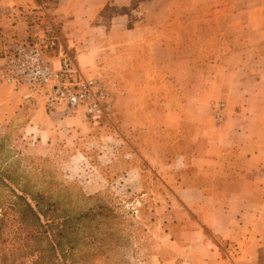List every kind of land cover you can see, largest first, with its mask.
Wrapping results in <instances>:
<instances>
[{
	"label": "crops",
	"instance_id": "1",
	"mask_svg": "<svg viewBox=\"0 0 264 264\" xmlns=\"http://www.w3.org/2000/svg\"><path fill=\"white\" fill-rule=\"evenodd\" d=\"M23 8L84 73L115 84L119 155L136 161L126 172L170 195L145 264H264V0L3 1L0 124L73 130L79 116L1 80L8 50L40 29ZM212 101L226 103L220 123Z\"/></svg>",
	"mask_w": 264,
	"mask_h": 264
},
{
	"label": "rangeland",
	"instance_id": "2",
	"mask_svg": "<svg viewBox=\"0 0 264 264\" xmlns=\"http://www.w3.org/2000/svg\"><path fill=\"white\" fill-rule=\"evenodd\" d=\"M3 1L0 0V5ZM19 12L30 26L40 28L31 41L42 43L47 58L59 57L64 49L58 40L49 39L50 32H43L45 27L52 26L49 20L33 17V11L24 8ZM2 18L7 21L12 16L0 11V24ZM0 38H3L2 27ZM18 41L13 47L27 40ZM115 89L114 84L111 90L118 97ZM116 99L115 109H118L120 97ZM66 112L71 118L79 116V125L73 130L71 127L28 126L24 116L1 123L0 172L17 183L10 182L15 188L43 193L51 202L62 208L72 207L76 213H94L100 211V207L110 210L109 230L114 235L108 237L109 247L94 264H145L147 246L157 237L159 229L157 207L170 199L169 193L157 176L144 174L141 177L135 172H126L135 155L131 151L129 158L119 155L124 144L117 135V124L112 122L116 110L99 124L89 122L82 114ZM3 191L8 199V189Z\"/></svg>",
	"mask_w": 264,
	"mask_h": 264
},
{
	"label": "trees",
	"instance_id": "3",
	"mask_svg": "<svg viewBox=\"0 0 264 264\" xmlns=\"http://www.w3.org/2000/svg\"><path fill=\"white\" fill-rule=\"evenodd\" d=\"M11 180L0 172V264H94L102 259L114 235L110 210L76 213L43 193L15 188ZM101 232L105 235H95Z\"/></svg>",
	"mask_w": 264,
	"mask_h": 264
},
{
	"label": "built area",
	"instance_id": "4",
	"mask_svg": "<svg viewBox=\"0 0 264 264\" xmlns=\"http://www.w3.org/2000/svg\"><path fill=\"white\" fill-rule=\"evenodd\" d=\"M1 80L6 85L31 90L42 98L48 112L82 111L93 124L107 119L115 110V98L107 82L84 73L65 51L55 65L38 41L18 43L7 52ZM210 105L216 121L221 122L226 103L212 101Z\"/></svg>",
	"mask_w": 264,
	"mask_h": 264
}]
</instances>
